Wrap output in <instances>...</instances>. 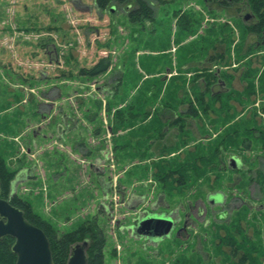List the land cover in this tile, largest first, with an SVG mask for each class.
Listing matches in <instances>:
<instances>
[{
  "label": "rangeland",
  "instance_id": "obj_1",
  "mask_svg": "<svg viewBox=\"0 0 264 264\" xmlns=\"http://www.w3.org/2000/svg\"><path fill=\"white\" fill-rule=\"evenodd\" d=\"M219 4L153 1L155 21L140 25L130 23L126 6L104 12L94 0H0V154L16 172L11 191L59 234L96 220L103 264H238L246 255L264 264V46L244 30L250 11ZM104 58L106 73L81 72ZM253 69V94L240 103L234 95L244 93ZM197 71L233 76L213 88L232 92L236 113L201 111ZM118 77L124 83L109 104ZM175 78L176 87L185 84L179 107L190 97L199 119L164 113ZM202 92L211 94L205 85ZM140 104L151 107L146 117L128 114ZM141 127L158 128L159 138L138 141L146 137ZM229 127L256 129L233 140ZM194 150L203 158L185 182L179 173H157L158 162L175 167ZM234 155L241 169L229 167ZM153 214L175 221L171 235L138 232L140 219Z\"/></svg>",
  "mask_w": 264,
  "mask_h": 264
},
{
  "label": "trees",
  "instance_id": "obj_2",
  "mask_svg": "<svg viewBox=\"0 0 264 264\" xmlns=\"http://www.w3.org/2000/svg\"><path fill=\"white\" fill-rule=\"evenodd\" d=\"M153 1H158L163 3L165 0H94V3L97 7V9L101 11H108L111 10L113 6L118 7H127L128 9V18L130 23L132 24H140V25H146V24H152L156 19V10L153 5ZM206 3H217L220 2V6L224 8H230L235 6L236 10L242 12L243 10L250 11L253 17V21L249 23L244 22V30L245 32L254 33L257 36V45L264 46L263 38H264V0H200ZM242 2V5L239 3ZM160 58V57H159ZM110 61L108 59H101L98 60L95 64L90 66L89 68H82L80 69L83 74H88L89 76L96 77L103 73H106L110 68ZM199 72V73H198ZM261 74V85L264 89V69L260 71ZM197 75L194 78L192 87L193 92L196 96V100L199 101V103H202L201 111L203 113H210L215 112L216 114L223 110H230L231 112H228V115L231 116V113H236V107L237 104L232 102V92L231 91H215L214 86L219 83V77L224 78L221 83H225L226 79H232L233 76L229 73L225 75V72H221L220 75L214 74L213 72L203 74V71H197ZM255 76H257L256 70H247L245 72V81L246 86L244 93H240V95L236 98H240V103L246 100L251 99V94H253L254 91V81ZM137 77V76H136ZM201 77V78H200ZM199 79V80H198ZM138 80V77L136 79ZM162 79H157L156 82H160ZM176 78L172 79L171 82L167 84V94L162 98V106L164 107V113H172L176 114L180 117V119L186 120L184 117L185 115H188L192 118H200L199 110L195 107L194 103H190V97L184 100V103L189 102L188 106L186 105L185 108L179 107V105L182 102L181 98L176 97L179 95L180 89H185V84L183 82H179L178 85L181 87H176L174 82H176ZM117 82H121V79L117 80ZM144 84V83H143ZM177 85V84H176ZM205 85V91H210L211 94L207 97L203 90V86ZM226 85V83H225ZM139 86V85H138ZM136 86V92L137 94L134 95L136 98L139 97V94H141L142 91H140V88ZM155 87H151L153 92V95H159V90L156 92L154 91ZM160 89V88H159ZM182 89V90H183ZM149 91V92H150ZM140 92V93H139ZM148 92V93H149ZM234 97V98H235ZM235 98V99H236ZM212 106H211V102ZM218 102V104H217ZM239 103V102H238ZM149 104V101L148 103ZM140 104L139 106L135 107H127L128 114L134 115L137 112H142L144 117H146L149 114V107L148 105ZM187 104V103H186ZM211 106V107H210ZM123 112V109L117 110L116 115H121ZM153 113V112H152ZM157 113V110H156ZM227 114V113H226ZM154 115V114H153ZM151 115V116H153ZM165 115V114H164ZM163 115V116H164ZM123 116V115H121ZM143 121L146 118H142ZM142 119L140 120L142 122ZM147 120V119H146ZM250 120V119H249ZM255 121V120H253ZM153 123V120H150V123ZM256 126L258 129H261V126H258L257 121ZM149 123V124H150ZM151 123V124H152ZM152 126V125H151ZM248 128L249 130L256 129ZM143 130V133H146V130L144 127H141ZM247 128H245L243 131L239 127H229L226 130V136L229 135L230 138L233 140L246 138L244 134H246L248 131ZM260 131V130H259ZM146 137L138 138V141L145 142L150 141L151 139H158V128H155L154 131L150 132L147 131L145 134ZM184 143V141H183ZM192 143V142H191ZM194 143V142H193ZM194 145L197 147V142L194 143ZM193 145V146H194ZM149 148V145L148 147ZM177 148V146L175 147ZM196 149V148H195ZM195 151V150H194ZM193 151V152H194ZM196 154V151L193 156H188L184 163H180L173 167L172 164H168L169 167L165 164H161L160 162L157 163L159 170L157 171L158 174L164 175L168 174V171L179 173L185 180V175L187 170L191 168H198V165L195 164L197 160L200 158H203V155ZM168 168V169H165ZM16 172L14 170L9 169L7 164L5 163V159L0 154V181H1V188L2 193L1 196L4 198H10L11 203L21 210H23L25 217L34 225L41 227L45 233L47 234L49 241H50V247L52 251V257L55 264H67L71 246L79 241H83L87 239L89 241V248H88V264H103L104 263V246H105V236L102 228L98 224L96 220H89L85 223H82L77 229L64 232L62 234H59L58 231L49 223L47 220L43 219L38 213H36L32 207L31 203L23 199L22 197L18 195H14L12 189V179L15 176ZM164 178V176H162ZM227 243H231L230 241ZM14 244V238L11 236H5L3 238H0V264H16L17 255L13 252L12 246ZM242 244V243H241ZM247 253V251H246ZM250 254H252L250 252ZM193 262H184L183 264H195ZM249 263H247V262ZM258 264V258L252 255H246V260L243 259L239 261L238 264Z\"/></svg>",
  "mask_w": 264,
  "mask_h": 264
},
{
  "label": "water",
  "instance_id": "obj_3",
  "mask_svg": "<svg viewBox=\"0 0 264 264\" xmlns=\"http://www.w3.org/2000/svg\"><path fill=\"white\" fill-rule=\"evenodd\" d=\"M247 14L245 19H250ZM264 42V38H263ZM231 169H241L243 163L237 156L229 161ZM0 181V238H14L13 252L17 255L16 264H55L52 257L50 241L45 231L31 223L23 210L11 203L10 198L1 196ZM221 195L211 196L213 201ZM137 230L142 235L159 240L171 235L175 221L167 214H153L140 219ZM89 241H79L71 246L67 264H88Z\"/></svg>",
  "mask_w": 264,
  "mask_h": 264
},
{
  "label": "crops",
  "instance_id": "obj_4",
  "mask_svg": "<svg viewBox=\"0 0 264 264\" xmlns=\"http://www.w3.org/2000/svg\"><path fill=\"white\" fill-rule=\"evenodd\" d=\"M119 79H121V77H118V80ZM124 82H123V80L121 79V82H119L118 83V85H117V87H114V89H115V95H113L112 96V98L109 100V104L110 103H112L114 100H118V97H119V92L121 91V88H122V84H123ZM223 86H224V84H222ZM217 87H219V85L217 86ZM234 103V102H233ZM113 104H115V102H113ZM177 116V115H176ZM165 117V116H164ZM156 121H154L153 123L156 125V123H155ZM153 125V124H152ZM199 129H201V128H199L198 126L196 127V130L195 131H197V132H199ZM195 133V132H194ZM194 135H196V133L194 134ZM193 144V143H192ZM174 146H176V145H174Z\"/></svg>",
  "mask_w": 264,
  "mask_h": 264
},
{
  "label": "flooded vegetation",
  "instance_id": "obj_5",
  "mask_svg": "<svg viewBox=\"0 0 264 264\" xmlns=\"http://www.w3.org/2000/svg\"><path fill=\"white\" fill-rule=\"evenodd\" d=\"M235 156V155H234ZM240 158V157H239ZM241 159V158H240ZM242 161V160H241ZM243 163V162H242ZM217 200H219V199H217ZM150 239H153V238H151V237H149Z\"/></svg>",
  "mask_w": 264,
  "mask_h": 264
}]
</instances>
